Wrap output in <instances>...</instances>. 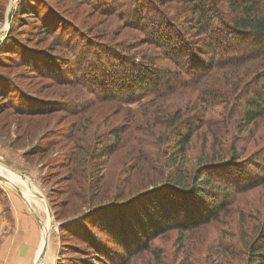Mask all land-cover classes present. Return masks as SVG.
I'll use <instances>...</instances> for the list:
<instances>
[{"label": "rangeland", "instance_id": "rangeland-1", "mask_svg": "<svg viewBox=\"0 0 264 264\" xmlns=\"http://www.w3.org/2000/svg\"><path fill=\"white\" fill-rule=\"evenodd\" d=\"M188 2L0 0V175L7 179L0 180V213L19 219L22 243H32L30 264L45 239L41 264H245L247 245L264 221V112L248 124L242 116L249 91L264 85V78L253 85L264 74V54L237 67L203 64L197 49L205 34L190 27L197 14ZM197 2L209 13H225L224 0ZM153 22L165 33L184 29L202 66L188 60L181 69L180 56L165 57L152 42ZM237 46L221 59L237 54ZM79 54L88 60L78 67ZM126 57L155 65L159 77L176 82L156 98L98 92L102 85L88 75L110 79L113 69L91 61L112 59L116 68ZM200 74L198 84L186 81ZM188 134L179 154L174 145ZM219 171L260 182L239 189L245 182L238 181L226 190ZM222 200L220 210L212 208ZM168 205L188 228L132 232L130 248L114 252L113 236L125 224L151 222L158 218L153 206L166 213ZM85 239L94 242L91 251ZM99 243L111 252L103 256Z\"/></svg>", "mask_w": 264, "mask_h": 264}, {"label": "trees", "instance_id": "trees-1", "mask_svg": "<svg viewBox=\"0 0 264 264\" xmlns=\"http://www.w3.org/2000/svg\"><path fill=\"white\" fill-rule=\"evenodd\" d=\"M188 2L189 0H183ZM192 3L194 5V10L197 15L195 16L196 18V24H189L191 25L190 27L192 30L197 31L198 34H205L203 38V46L198 50V57H203L205 61L203 64L207 62V60L210 59V65L212 63H215V67H227V66H240L245 62V59H255L259 58L264 54V0H224V7L226 8L225 13H214L211 11L210 13L208 10L203 9V4H199L197 0H190L187 4L189 5ZM25 12V11H24ZM28 13L31 11H27ZM35 13V11L33 10ZM213 18L219 20V22H214ZM224 19L226 23L224 22ZM156 23H151V27H153L156 30V35L153 37V43L157 45L159 48L164 49V53L166 54L165 57L169 58H174L176 55L177 57L180 56L181 63H178L177 60V65L183 68L181 65L184 63L187 64L188 62H194L195 64H198L196 62V59L198 60L200 65V61L202 59H198L195 57L194 53L190 54L192 51H190V48H192L191 43L189 38H185V33L183 32L184 29H181L177 27V31L181 32L179 33H174L172 29L169 30L168 33H165V29L161 30V27H157ZM163 26H165L163 24ZM157 27V29H156ZM175 27V26H174ZM173 27V28H174ZM189 27V28H190ZM235 43H238L236 53L237 54H228L224 57V59H221V55L228 53L227 49L228 46L234 45ZM194 48V47H193ZM196 50V49H195ZM81 51L79 47V52ZM189 51V59L183 58L184 53H188ZM81 54V52H80ZM79 54L78 60L73 63L74 66L77 65L78 67L82 64L81 61H84L81 58V55ZM196 54V53H195ZM218 56V58H216ZM87 58L85 59L84 62H87ZM112 59H95L94 61H91L94 66L97 65V63L100 64V67L105 68L106 72L109 71L110 69H113L112 73H110L111 78L110 79H105L102 80L96 75H91L89 74L88 76H91L89 79H95L98 80L99 84L102 86L100 87V90L98 92H105V93H111L112 95H115L117 97L120 96H128L131 97L132 99L137 97L140 94L150 92L153 94L154 98L158 97L159 94H161V90L165 88L172 87V83L176 82L174 79L172 80V83H169L168 80H164L163 77H159V73L156 70L157 67L151 66V64L147 65L146 63L137 62L135 58H129L126 57V60H118L120 64L116 65V68L112 65L113 63L109 62ZM115 59V61H117ZM113 61V62H115ZM243 62V63H242ZM81 63V64H80ZM154 64V63H153ZM209 64V63H208ZM87 66V65H86ZM202 66V65H200ZM87 68V67H86ZM108 69V70H107ZM83 70V68H82ZM81 70V71H82ZM84 71V70H83ZM108 72V73H109ZM99 74H102L100 71H98ZM106 74V73H104ZM196 75L193 79H189L186 81L190 82H195L198 84L200 82V79L203 77L202 74ZM76 76V74H75ZM81 77L86 79V73H81ZM264 78V74L261 76L258 74V77H254L255 83L253 85H257L259 80ZM88 80V78L86 79ZM240 81V79H239ZM238 81V82H239ZM232 84H237V83H232ZM174 86L176 84H173ZM179 83L177 84V86ZM259 89H257L258 86L254 87L249 91L251 95V100L246 101L245 104V109L243 112L242 118L245 120V122L248 124L251 121H253L255 118L260 117V115L264 112V85H260ZM242 86L240 84L237 85V88H241ZM136 90V91H135ZM122 91H128L122 93ZM135 93V95H134ZM133 94V96L131 95ZM127 98V97H126ZM134 99V100H135ZM133 100V101H134ZM180 119V118H179ZM177 119V120H179ZM179 122H182L180 119ZM184 122V121H183ZM171 126V124H168ZM172 127V126H171ZM114 132L113 130L110 131L112 134ZM189 134L185 135L184 137H180L177 142L174 145V148L177 150L179 149V154H183L185 147L187 145V142L189 141ZM113 137H117V133L115 132ZM116 148V145H112L107 149V152L112 151L113 149ZM102 154H105L102 152ZM225 162V161H224ZM219 163V166H223L225 163ZM205 164H201L199 167L203 166ZM233 167V166H232ZM222 168V167H221ZM220 169V167L218 168ZM217 169V171H218ZM205 170V169H203ZM223 171H219V178L221 179L222 185H224L226 190L230 188L232 185L235 187H238V181H244L245 185H242L243 187H240L239 189H248L252 188L253 186L257 185L260 181L258 179H251L249 175L245 176H232L231 174H226L223 175ZM216 172L215 175H218ZM221 173V174H220ZM210 175V174H209ZM214 175V176H215ZM208 179V178H206ZM263 179V177H261ZM172 183L177 184V181H172ZM170 184L169 186L174 187V189L177 190V185ZM165 185H168L169 183L166 182L164 183ZM218 188V186H217ZM175 190V194L177 195V191ZM216 190V189H214ZM225 190V191H226ZM146 190L142 189L138 191V193H144ZM151 191V190H150ZM224 193V191H222ZM129 198H125L122 200H105L98 202L99 206H103L105 204H112L114 203H122L124 201H127ZM216 203L212 202V208L215 209L216 211L220 210L222 206L224 205V201H221V204L217 207L215 205ZM169 208H167V212L169 211L171 205H168ZM153 208L157 211L156 214L157 217L151 218V222H147L146 220L138 224H129L125 227H122V230H120V233H117V236H113L116 239V243L114 242L113 244V249L115 250L114 252L119 253L123 249L130 248V246L133 244V237L131 236V233H135L136 236H139V234L145 233L144 235H148V233L151 231V227L155 225L156 228L162 229L167 227H174V228H181L185 229L188 228L186 225L179 222V219L177 220V217H172V215L169 214V212L163 213L160 211V209L156 208V206H153ZM150 209V208H149ZM147 209L150 214V210ZM200 210V213H197V216H201L204 214L203 210L198 208ZM165 211V210H164ZM205 211V210H204ZM163 213V214H161ZM166 214V216L164 215ZM172 214V213H171ZM213 216V215H212ZM206 216L205 218L202 217V221L208 220L212 217ZM215 217V216H213ZM128 224V223H127ZM78 228L80 229V226L77 224ZM111 227V226H110ZM141 229V231L139 230ZM129 230V231H128ZM139 232V233H137ZM141 232V233H140ZM132 233V234H133ZM109 234V233H108ZM88 237H91V235L87 234ZM104 235L107 238V235L104 233ZM144 236H141V240H143ZM80 239V237H79ZM104 240V239H103ZM82 243L85 244L87 247V251H91L94 247L93 243L91 244L88 239L82 240ZM97 244V242H96ZM95 244V245H96ZM100 244V243H99ZM108 244V243H105ZM101 246V244H100ZM92 248V249H89ZM100 251L103 253L102 255L105 256L106 254H109L111 252L110 250H107L106 247L101 246L99 247ZM245 264H264V221L260 224L258 228V232L254 236V238L249 242L247 245V252H246V261Z\"/></svg>", "mask_w": 264, "mask_h": 264}, {"label": "crops", "instance_id": "crops-1", "mask_svg": "<svg viewBox=\"0 0 264 264\" xmlns=\"http://www.w3.org/2000/svg\"><path fill=\"white\" fill-rule=\"evenodd\" d=\"M18 223L17 217L0 213V264H30L32 243H22V228Z\"/></svg>", "mask_w": 264, "mask_h": 264}, {"label": "water", "instance_id": "water-1", "mask_svg": "<svg viewBox=\"0 0 264 264\" xmlns=\"http://www.w3.org/2000/svg\"><path fill=\"white\" fill-rule=\"evenodd\" d=\"M0 180H2V181H7V179H6L5 177L1 176V175H0ZM14 189H15V191H16V192L22 197V195H21V193H22L21 190H20L19 188H17V187H14ZM40 197H41V196H40ZM31 211H32L33 215L35 216V218L37 219V221L39 222V224L41 225L42 223H41V221H40L39 216H38L33 210H31ZM49 214H50V213H49ZM50 215H51V214H50ZM46 249H47V239H45V241H44V243H43V245H42V248H41L39 254L37 255V258H36L34 264H41V263H42L43 258H44V255H45V252H46Z\"/></svg>", "mask_w": 264, "mask_h": 264}, {"label": "bare ground", "instance_id": "bare-ground-1", "mask_svg": "<svg viewBox=\"0 0 264 264\" xmlns=\"http://www.w3.org/2000/svg\"><path fill=\"white\" fill-rule=\"evenodd\" d=\"M43 243H44V242H43ZM42 245H43V244H42ZM41 248H42V246H41ZM41 248L39 249V252H40ZM39 252H38V254H39ZM38 254H37V255H38Z\"/></svg>", "mask_w": 264, "mask_h": 264}]
</instances>
